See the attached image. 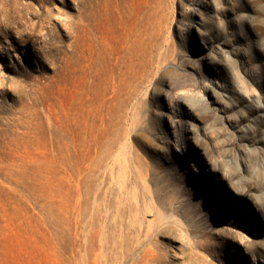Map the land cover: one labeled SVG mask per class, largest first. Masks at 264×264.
I'll list each match as a JSON object with an SVG mask.
<instances>
[{
    "label": "rangeland",
    "instance_id": "rangeland-1",
    "mask_svg": "<svg viewBox=\"0 0 264 264\" xmlns=\"http://www.w3.org/2000/svg\"><path fill=\"white\" fill-rule=\"evenodd\" d=\"M256 206L264 0H0V264H264Z\"/></svg>",
    "mask_w": 264,
    "mask_h": 264
},
{
    "label": "bare ground",
    "instance_id": "bare-ground-1",
    "mask_svg": "<svg viewBox=\"0 0 264 264\" xmlns=\"http://www.w3.org/2000/svg\"><path fill=\"white\" fill-rule=\"evenodd\" d=\"M212 44H215L214 42H212ZM213 50V47H207L206 48V51L207 52H211ZM188 111H190V112H188ZM252 112H259L258 110H253ZM188 116H192L191 115V109H189V107H188V109H187V112H185ZM189 131V130H188ZM239 139H240V142H252L254 139H252V138H250V137H248V136H240L239 137ZM190 145H196L195 143L194 144H190ZM203 157V156H202ZM201 159V158H200ZM203 160V159H202ZM201 162H203V164H204V166L205 165H207V166H209L210 165V170L208 171V172H205L206 174H203V176L204 175H208V176H210V177H212L213 178V176H215L214 174L215 173H220V171H219V169L217 168V166H215V165H213L212 163H211V161L210 160H208L207 158H206V156L204 155V161H201ZM215 172V173H214ZM202 173H203V171H202ZM208 173V174H207ZM203 178V177H202ZM214 186H217L220 190H222V187L223 188H225V186H223V184L221 183V181H219V180H216L215 181V184H214ZM213 186V187H214ZM215 188V187H214ZM227 188V187H226ZM222 192V191H221ZM220 196L222 197V199H223V197H227V199H223L224 201H228L227 203H232L233 205H232V210L233 211H237V210H239V208H238V206L237 205H235V201H240L241 202V198H235V197H231V195L229 196V195H226V196H222L221 194H220ZM222 200V201H223ZM253 205H255L254 203H253ZM254 211H255V213H258L260 216H261V218H262V221H264V216L261 214V212H260V210L258 209V207L256 206L255 207V209H254ZM251 222H253L252 221V219L250 220Z\"/></svg>",
    "mask_w": 264,
    "mask_h": 264
}]
</instances>
